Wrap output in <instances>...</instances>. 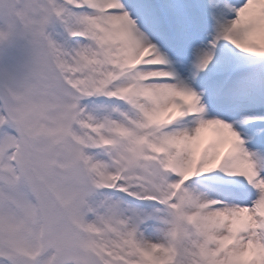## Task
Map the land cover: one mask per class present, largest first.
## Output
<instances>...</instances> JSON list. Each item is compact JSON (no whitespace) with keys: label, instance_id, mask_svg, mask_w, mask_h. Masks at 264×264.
Listing matches in <instances>:
<instances>
[{"label":"snow or ice","instance_id":"obj_1","mask_svg":"<svg viewBox=\"0 0 264 264\" xmlns=\"http://www.w3.org/2000/svg\"><path fill=\"white\" fill-rule=\"evenodd\" d=\"M0 264H264V0H0Z\"/></svg>","mask_w":264,"mask_h":264},{"label":"bare ground","instance_id":"obj_2","mask_svg":"<svg viewBox=\"0 0 264 264\" xmlns=\"http://www.w3.org/2000/svg\"><path fill=\"white\" fill-rule=\"evenodd\" d=\"M229 2H232V0H229Z\"/></svg>","mask_w":264,"mask_h":264}]
</instances>
